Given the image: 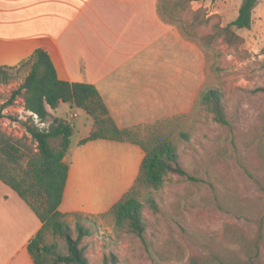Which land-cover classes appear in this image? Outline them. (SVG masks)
Listing matches in <instances>:
<instances>
[{
	"label": "rangeland",
	"instance_id": "1",
	"mask_svg": "<svg viewBox=\"0 0 264 264\" xmlns=\"http://www.w3.org/2000/svg\"><path fill=\"white\" fill-rule=\"evenodd\" d=\"M241 2L159 0L163 17L193 43V105L178 117L138 127L136 134L144 143H172L186 175L169 173L157 189L135 188L146 220L143 239L109 218L69 216L72 228L77 221L88 227L80 245L89 264H188L193 254L208 253L227 257L224 264H264V0L253 8L248 28L233 30L238 38L210 36L237 16ZM29 68L28 63L1 67L10 77H0V131L34 148L21 123L30 112L20 98L9 103ZM206 89L220 93L228 126L200 103ZM53 118L72 126V143L93 129L83 109L62 102L49 108L46 121L34 118V123L44 128ZM240 198L252 199L254 207L236 212L232 202ZM228 223L255 246L225 241Z\"/></svg>",
	"mask_w": 264,
	"mask_h": 264
},
{
	"label": "crops",
	"instance_id": "2",
	"mask_svg": "<svg viewBox=\"0 0 264 264\" xmlns=\"http://www.w3.org/2000/svg\"><path fill=\"white\" fill-rule=\"evenodd\" d=\"M158 8L159 0H0V65L24 63L41 48L59 79L95 86L119 128L173 119L193 105V43ZM79 140L65 156L58 209L105 213L134 185L144 151L127 141ZM41 225L0 180V264H34L27 245Z\"/></svg>",
	"mask_w": 264,
	"mask_h": 264
},
{
	"label": "trees",
	"instance_id": "3",
	"mask_svg": "<svg viewBox=\"0 0 264 264\" xmlns=\"http://www.w3.org/2000/svg\"><path fill=\"white\" fill-rule=\"evenodd\" d=\"M257 2L258 0H242L237 16L225 27L216 26L210 36L223 33L229 41L238 38L233 30L250 26L251 13ZM158 10L161 19L175 25L163 17L160 5ZM261 52L264 55V47ZM24 63L30 65L29 71L23 81L12 90L9 103L20 98L23 108L31 113L21 123L25 136L29 137L34 148L22 143L20 139L13 140L0 131V180L17 192L42 223L27 245L34 264H89L84 247L80 245L83 236L89 234L88 227L77 221L72 228L67 221L69 216H81L82 213H63L58 209L69 169L65 156L71 146L73 128L67 121L57 118H53L47 127L40 128L33 118L36 115L39 122L46 121L49 116L47 107L53 109L61 102L81 108L92 117L93 129L79 140L80 144L103 138L136 143L143 149L144 157L134 185L107 212L98 214L101 218L111 219L117 228L143 239L146 220L142 215L143 204L138 199L135 188L143 184L157 189L169 173L186 175L173 144L166 140L144 143L136 134V129L140 126L119 128L109 115L95 86L87 82L59 79L46 50L35 49ZM1 67L0 65V77H10ZM199 97L200 103L212 113L215 121L229 125L221 95L216 89H206ZM149 202L156 211L158 207L154 199L150 197ZM232 207L236 212L251 210L254 201L235 199ZM223 239L243 246H255L247 240L243 230L232 223L225 225ZM59 241H62V245ZM226 258L217 253L193 254L189 257L188 264H224ZM111 259L115 261L114 257Z\"/></svg>",
	"mask_w": 264,
	"mask_h": 264
},
{
	"label": "built area",
	"instance_id": "4",
	"mask_svg": "<svg viewBox=\"0 0 264 264\" xmlns=\"http://www.w3.org/2000/svg\"><path fill=\"white\" fill-rule=\"evenodd\" d=\"M31 114V113H30ZM33 118H35V119H37V121H38V118H37V116L36 115H33ZM39 122V121H38Z\"/></svg>",
	"mask_w": 264,
	"mask_h": 264
}]
</instances>
